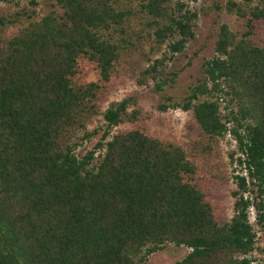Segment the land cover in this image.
<instances>
[{
  "label": "trees",
  "instance_id": "obj_1",
  "mask_svg": "<svg viewBox=\"0 0 264 264\" xmlns=\"http://www.w3.org/2000/svg\"><path fill=\"white\" fill-rule=\"evenodd\" d=\"M52 1L61 14H24L28 25L11 37L24 12L0 17V264H146L168 246L187 250L174 264H264V0H213L199 10L201 0ZM199 12L215 13L214 55L170 106L189 114L201 140L233 137L229 158L242 174L233 176L230 219L212 207L183 147L141 128L111 133L136 119L128 100L100 110L121 50L135 47L131 23L143 17L152 27L150 53L166 45L142 73L160 92L174 82L164 71L194 39ZM222 14L244 30L231 31ZM113 30L122 39L104 38ZM87 65L96 82L84 84ZM95 116L104 130L79 156L97 134L86 129Z\"/></svg>",
  "mask_w": 264,
  "mask_h": 264
},
{
  "label": "rangeland",
  "instance_id": "obj_2",
  "mask_svg": "<svg viewBox=\"0 0 264 264\" xmlns=\"http://www.w3.org/2000/svg\"><path fill=\"white\" fill-rule=\"evenodd\" d=\"M10 2L0 1V17H14L16 13H23L21 21L7 28L5 35L11 37L20 29L27 26L29 21L26 20L24 14L34 12V20L40 19L50 11H55L58 15L61 14V9L56 6L52 0H9ZM32 2L35 4L32 5ZM146 2V0H145ZM144 2V3H145ZM213 0H201L193 5L198 10L207 9L211 6ZM138 2H133L135 7ZM215 13H200L195 30L194 39L189 41L185 49L175 54L172 61L168 62V69L164 71V76L168 79L171 73H175L174 82L168 83L160 92L155 90L157 80H153L150 76L145 77L142 73L152 65V62L161 58L166 51V45L161 47V50L156 53L154 49L150 53V47L153 45V35L151 28L144 26V18L135 20L130 24L129 33L134 32V36H129V40L133 42L135 47L128 45L121 50L120 60L117 63L116 74L113 75L109 92L103 98V104L100 108L105 111L112 103H118L122 100H128V113L136 111L137 117L132 121H126L112 129V134L124 132L135 128H141L148 136L157 138L165 143H172L184 148L190 161L194 162L198 167V185L201 190L208 195L211 200L212 207L216 213L222 218L230 219L232 217V202L233 199L229 194L230 189H234V175L241 173L236 164L231 163L229 155L233 154L234 158L236 143L230 134H226L224 138L217 141H210L207 138L199 139L192 135L187 128L189 114L180 109L171 108L170 105L181 102L188 88L193 85L196 79L200 76L202 63L210 59L214 55V42L216 40L217 25L214 22ZM32 21V20H31ZM221 23L228 25L233 32H242L244 30V21L233 16L222 14L219 19ZM129 25V24H128ZM259 33L264 37V24L259 27ZM136 34V36H135ZM112 37L120 40L122 36H118L116 32L110 31L104 33V38ZM137 48V49H133ZM147 49L148 57L143 56L140 52L142 49ZM153 48V47H152ZM151 48V49H152ZM169 55V54H168ZM146 59H149L146 61ZM90 66L83 68V73L80 75L84 84L96 82V75L92 72ZM105 93V92H104ZM167 107L165 110H160L159 106ZM104 122L101 116H95L87 124V131L97 130V134L90 139L83 140L79 148L76 150L77 155H83L86 150H90L92 146L102 135L104 130ZM189 132L192 136L189 135ZM83 134L80 133L81 137ZM200 142L196 146L194 143ZM208 145V152H202V147ZM242 174V173H241ZM249 219L254 221L253 210L249 211ZM187 253L185 248H175L173 246L166 247L163 251L155 253L149 257L146 264H174L182 259Z\"/></svg>",
  "mask_w": 264,
  "mask_h": 264
},
{
  "label": "clouds",
  "instance_id": "obj_3",
  "mask_svg": "<svg viewBox=\"0 0 264 264\" xmlns=\"http://www.w3.org/2000/svg\"><path fill=\"white\" fill-rule=\"evenodd\" d=\"M249 222H250L251 225H253L254 222H255V220H254V221H251V220L249 219Z\"/></svg>",
  "mask_w": 264,
  "mask_h": 264
}]
</instances>
